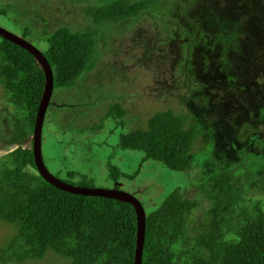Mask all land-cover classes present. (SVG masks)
Listing matches in <instances>:
<instances>
[{
  "label": "rangeland",
  "instance_id": "obj_1",
  "mask_svg": "<svg viewBox=\"0 0 264 264\" xmlns=\"http://www.w3.org/2000/svg\"><path fill=\"white\" fill-rule=\"evenodd\" d=\"M108 1L0 0V26L20 35L26 24L31 25L32 34L24 38L41 49L40 39L59 26L93 29L85 8ZM96 36L95 68L69 89L53 88L52 95L60 92L65 103L52 110L56 120L52 115L46 118L50 145L44 143L43 155L48 171L86 187L111 188L118 181L146 212L166 191L183 187L184 197L199 195L187 218L191 237L206 226L211 201L200 195V185L209 187L207 177L214 172L231 170L241 193L259 199L264 207V0H158L134 18L100 27ZM5 95L0 83V96ZM113 103L125 112L121 126L111 120L106 124L103 134L112 144L119 132L143 129L152 114L166 109L183 116L186 126L198 128L200 134L188 154L191 168L164 171L149 160L130 180L121 175L115 181L108 178L110 163L131 175L141 155L132 150L108 159L104 151V156L91 154L85 140L94 133L90 129L102 125ZM13 113L8 127L13 125ZM28 139L23 147L29 146ZM2 169L1 164L0 177ZM244 205L250 207L249 202ZM15 233L14 225L0 220V264H69L54 252L37 260L14 259L9 249L8 254L3 249Z\"/></svg>",
  "mask_w": 264,
  "mask_h": 264
},
{
  "label": "trees",
  "instance_id": "obj_2",
  "mask_svg": "<svg viewBox=\"0 0 264 264\" xmlns=\"http://www.w3.org/2000/svg\"><path fill=\"white\" fill-rule=\"evenodd\" d=\"M156 1L110 0L88 6L84 11L91 17L93 29L73 31L59 26L42 37L40 51L50 66L53 88L73 87L95 68L96 33L100 27L134 18L151 9ZM31 34V25L26 24L20 36ZM255 68L259 70V66ZM0 83L15 112V135L10 141L17 145L0 158V220L14 225L16 232L4 252L9 249L18 261L41 259L54 252L68 259L69 264H132L136 226L130 204L60 190L36 172L31 144L23 147L22 142L27 137L30 141L43 90V73L31 54L1 36ZM124 112L121 105L113 103L103 116L121 126ZM199 134L198 128L185 125L183 116L170 109L157 111L147 119L145 128L119 132L117 145L108 158L115 154L116 147L120 152L141 154L135 172L123 174L127 180L134 178L141 164L149 160L161 164L164 171L184 172L191 168L188 154ZM26 166L35 173L27 171ZM120 175L116 163L107 166V176L112 181ZM206 182L209 187L202 183L200 195L211 201L206 212L208 220L193 237L187 233L186 225L199 195L184 197L175 187L145 212L140 264H264V207L260 200L241 193L231 170L214 172ZM114 187L119 188L117 184ZM247 202L250 207L244 205Z\"/></svg>",
  "mask_w": 264,
  "mask_h": 264
},
{
  "label": "water",
  "instance_id": "obj_3",
  "mask_svg": "<svg viewBox=\"0 0 264 264\" xmlns=\"http://www.w3.org/2000/svg\"><path fill=\"white\" fill-rule=\"evenodd\" d=\"M0 36L19 47L25 49L29 54L32 55L34 60L39 65L42 70L44 83L43 90L37 105L35 118L32 126V132L30 136L31 144V153L33 158V163L36 172L38 175L48 182L49 184L55 186L56 188L79 195H92V196H101L106 198H112L120 202H126L133 207L135 213V247L133 253L132 264L141 263V249L144 239V228H145V210L141 205L140 201L131 193L125 192L121 189L115 188H98V187H86L68 184L55 177L52 173L48 171L42 160L41 154V128L45 116V111L50 100V96L53 90V78L50 66L43 56L41 51L36 48L30 41H27L25 38L12 33L5 28L0 26ZM11 145V146H10ZM17 145L9 144L5 145L4 148L0 149L1 153H6L15 149ZM0 153V154H1ZM119 185V184H118Z\"/></svg>",
  "mask_w": 264,
  "mask_h": 264
},
{
  "label": "flooded vegetation",
  "instance_id": "obj_4",
  "mask_svg": "<svg viewBox=\"0 0 264 264\" xmlns=\"http://www.w3.org/2000/svg\"><path fill=\"white\" fill-rule=\"evenodd\" d=\"M26 40L29 41L28 39H26ZM81 76H82V74H81ZM67 89H69V88H67ZM67 89H64V90H67ZM52 92H53V90H52ZM65 92L63 93L64 95H65ZM0 102H1L0 103V115H1L0 123L3 124V126H5L4 128H1L0 127V149H1V148H4L5 145H8V143H12L10 141V139H11V137H13L15 135V130H14L13 127H8L7 124H6L7 121H9L11 112L13 113L12 104L6 100V95L4 97H1L0 96ZM6 102H7V105H5ZM62 102H64V101H63V98H62L60 92H58L57 94H53V95L51 94L49 103H48L47 108H46V111H45V116H44V119L45 120H43V123H46L47 122L46 121V118H47L48 115H52V118L56 120V118L54 117V115L51 114V113H52V110H54V109H56L58 107L64 106V104H62ZM63 117H65V115H63ZM13 119L14 118H11V121H14ZM109 120H111V119L110 118H107L102 123V125H100L99 127L90 129V131H93L94 132L93 133L94 136L91 135V138H90L91 140L90 139L85 140V141H89L90 142L89 149L92 151L91 154H96V155L102 156L103 155V151H104L107 159H108V154L111 153V151H112V147H114V146L117 145V140H115V144H112V142H109L108 140L105 139L104 134H103L104 130L107 128V125H106L107 122H108V124L110 123ZM66 121L68 123L71 122L70 119H67ZM43 123H42V128H41V142L43 143V148L41 150V153H42V151L44 152V145H45L44 143H46V145H50V143L48 142V136L45 135L46 133H49V132H47V130H45L46 127H47V123H46V126L45 127H44ZM113 124H114V122H113ZM70 125H72V123H70ZM107 130H108L109 133H113V130L112 129H107ZM75 133H78V131L75 132ZM81 133L84 134L85 131H81ZM101 139H102V141H101ZM1 154L4 155V153H1ZM43 154H45V152ZM117 155H120V149L118 147L115 148V157ZM77 156H78V154H77ZM84 162L85 161H82V164ZM119 169H120V166H119ZM106 171H107V168H106ZM120 171H121V174H122L121 176H123L124 173H122V170L121 169H120ZM177 187L181 190V193H182L183 187H180V186H177ZM168 191H170V189Z\"/></svg>",
  "mask_w": 264,
  "mask_h": 264
},
{
  "label": "clouds",
  "instance_id": "obj_5",
  "mask_svg": "<svg viewBox=\"0 0 264 264\" xmlns=\"http://www.w3.org/2000/svg\"><path fill=\"white\" fill-rule=\"evenodd\" d=\"M37 48V47H36ZM39 49V48H38ZM40 50V49H39ZM9 144H11V143H9ZM115 184H117L118 185V181L117 182H115ZM115 184L113 185V186H115ZM112 186V187H113ZM119 187L121 186V185H118ZM118 189H120V188H118ZM145 210V209H144ZM146 212V211H145Z\"/></svg>",
  "mask_w": 264,
  "mask_h": 264
},
{
  "label": "bare ground",
  "instance_id": "obj_6",
  "mask_svg": "<svg viewBox=\"0 0 264 264\" xmlns=\"http://www.w3.org/2000/svg\"><path fill=\"white\" fill-rule=\"evenodd\" d=\"M31 136V135H30ZM42 154V153H41Z\"/></svg>",
  "mask_w": 264,
  "mask_h": 264
}]
</instances>
